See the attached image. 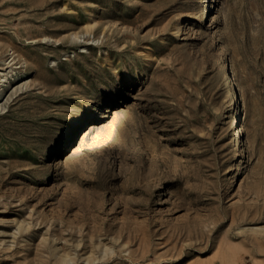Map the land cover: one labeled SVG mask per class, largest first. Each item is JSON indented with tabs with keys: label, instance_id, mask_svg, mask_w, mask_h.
<instances>
[{
	"label": "rangeland",
	"instance_id": "rangeland-1",
	"mask_svg": "<svg viewBox=\"0 0 264 264\" xmlns=\"http://www.w3.org/2000/svg\"><path fill=\"white\" fill-rule=\"evenodd\" d=\"M209 1L0 0V264H264V0Z\"/></svg>",
	"mask_w": 264,
	"mask_h": 264
},
{
	"label": "bare ground",
	"instance_id": "bare-ground-1",
	"mask_svg": "<svg viewBox=\"0 0 264 264\" xmlns=\"http://www.w3.org/2000/svg\"><path fill=\"white\" fill-rule=\"evenodd\" d=\"M212 1L216 2L217 0H212ZM208 2H210V1L208 0ZM207 6H209V5H207ZM208 12H209V7H207L205 9V13L202 15L203 20L206 19ZM228 69H229V67L227 66V63L225 62L223 64V67H221L219 70L221 77L223 79H225L226 81L230 79V74L228 73ZM8 77H9V75H8ZM6 78H7V68H0V89H1L2 84L6 82ZM82 122H83V120H81V123ZM233 130H234L235 139L237 142L234 147L237 150V156H240L242 153V143L240 141V130L241 129H239V127L237 126V118H235L233 121ZM72 132H73V129L70 130V132L66 135V137H68ZM67 262L68 261H64V264H67Z\"/></svg>",
	"mask_w": 264,
	"mask_h": 264
}]
</instances>
